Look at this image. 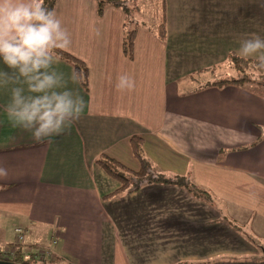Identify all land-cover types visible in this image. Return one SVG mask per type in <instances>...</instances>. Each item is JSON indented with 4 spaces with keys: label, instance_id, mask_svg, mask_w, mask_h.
Returning <instances> with one entry per match:
<instances>
[{
    "label": "crops",
    "instance_id": "obj_1",
    "mask_svg": "<svg viewBox=\"0 0 264 264\" xmlns=\"http://www.w3.org/2000/svg\"><path fill=\"white\" fill-rule=\"evenodd\" d=\"M100 1L58 0L54 7L71 33L67 51L89 68L86 90L71 81L70 62L54 65L86 102L70 131L36 142L11 126L4 112L10 91L0 89V167L8 171L0 177V256L13 257L20 244L26 256L43 246L50 255L39 260L51 264H264L240 226L264 236L257 127L264 125V96L235 84L205 86L224 77L207 79L217 69L202 71L231 51L242 55L244 39H264V0H163L166 39L158 36L161 15L152 29L136 26L133 59L123 50L129 16L108 0L100 13ZM0 70H8L2 60ZM125 74L135 81L131 90L116 87ZM132 136L145 138L156 171L187 176L217 205L162 182L107 197L120 182L96 160L107 153L140 169ZM18 226L29 230L22 243Z\"/></svg>",
    "mask_w": 264,
    "mask_h": 264
},
{
    "label": "clouds",
    "instance_id": "obj_2",
    "mask_svg": "<svg viewBox=\"0 0 264 264\" xmlns=\"http://www.w3.org/2000/svg\"><path fill=\"white\" fill-rule=\"evenodd\" d=\"M95 34L100 35L98 29ZM71 44V33L45 0H0V60L8 69L0 70V89L10 91L4 112L13 128L30 132L36 142H51L53 136L70 131L85 110L83 96L69 88V78L54 67L58 53ZM240 52L244 58L262 53L259 61L264 65L260 36L244 39ZM70 79L81 83L83 74L73 71ZM116 87L131 90L135 81L121 75ZM257 127L264 140V125ZM7 176V169L0 167V177Z\"/></svg>",
    "mask_w": 264,
    "mask_h": 264
},
{
    "label": "trees",
    "instance_id": "obj_3",
    "mask_svg": "<svg viewBox=\"0 0 264 264\" xmlns=\"http://www.w3.org/2000/svg\"><path fill=\"white\" fill-rule=\"evenodd\" d=\"M58 0H45V6L53 9ZM114 4L121 6L124 11L125 9L124 0H111ZM104 10V3L100 1L99 11L102 13ZM129 19L126 17L124 23V38H123V50L125 55L133 59L135 50V40L137 27L129 26ZM158 36L162 39H166V21H165V7L162 14V23L158 28ZM59 56L61 59L70 62L77 73L83 74V81L81 82L86 90H89V68L87 64L79 57L75 56L69 51H60ZM231 72L230 77H224L220 80L207 83L205 86H225L228 84L240 85L246 87L256 94H264V65H262L259 59L244 58L242 55L235 51L229 52L227 59L222 64L212 66L202 71H211L222 68ZM225 74V76H227ZM144 140L143 136H132L129 140L133 155L142 162V167L138 170L131 168L122 161L110 156L107 153H103L96 160V163L101 166L111 177L120 182V187L107 197L120 196L132 191L140 189L145 184H151L154 182H162L169 184H176L190 191L194 196L202 198L207 201H213L211 193L204 188H201L195 182L190 180L184 175H175L173 177L166 176L165 174L156 171L154 167L146 160L144 155ZM17 249L14 252L13 257L6 258L0 256L1 260H9L23 264L27 262V259H32L35 262H41L43 264H51L52 261L44 258L39 260L42 255L28 254L19 248L20 244L16 245Z\"/></svg>",
    "mask_w": 264,
    "mask_h": 264
},
{
    "label": "rangeland",
    "instance_id": "obj_4",
    "mask_svg": "<svg viewBox=\"0 0 264 264\" xmlns=\"http://www.w3.org/2000/svg\"><path fill=\"white\" fill-rule=\"evenodd\" d=\"M102 1V0H101ZM107 1V0H105ZM111 0H108V2H110ZM163 0H124V3L126 5H124L125 9L128 12V19H129V26L133 27V26H140V27H148L150 29H152L153 27H155V25L157 24L160 15L162 16V12H163ZM140 6V10L136 9V5ZM121 9H123L122 7H120ZM124 10V9H123ZM216 75L215 76H211L208 77L207 79H211L213 77V79H219L222 77H230V75H232L231 72H228L227 70V74H226V70L225 69H217L216 71ZM225 74L227 76H225ZM197 78H200L199 76H197ZM202 80H206V76L203 75L201 76ZM259 95H263L264 94H259ZM172 171H166L164 172L166 175H169V177H173L176 174H168L171 173ZM217 199V198H216ZM215 200V199H214ZM217 202L219 203V200L217 199ZM211 204H216L214 202H211ZM217 205V204H216ZM3 223H7V221H4ZM241 230L243 233L249 235L248 237L250 238V241L252 242V244L254 245L256 244V248L259 250L256 254L259 255L260 253L264 254V236L257 234L255 231H251V228L247 227L246 224H241ZM254 236V237H253ZM13 239V238H12ZM13 241V240H12ZM12 244H10V247H16L14 242H11ZM30 243L29 238H27L26 240V245H28ZM28 248V247H26ZM43 246H32L27 250V255L28 254H39L41 255V251H42ZM259 248H261L262 250H260ZM42 257V256H41ZM260 259H264V257H260ZM27 262L23 263V264H34L36 263L34 260L32 259H27ZM256 263L258 264L259 262L256 261Z\"/></svg>",
    "mask_w": 264,
    "mask_h": 264
},
{
    "label": "built area",
    "instance_id": "obj_5",
    "mask_svg": "<svg viewBox=\"0 0 264 264\" xmlns=\"http://www.w3.org/2000/svg\"><path fill=\"white\" fill-rule=\"evenodd\" d=\"M29 230L27 227L25 226H18L15 228V233H16V236L18 238V242L22 243L24 242L25 238H26V235L28 234ZM57 239L58 237L57 236H54L53 237V243H56L57 242ZM14 254V252L12 253ZM42 257H46L47 255H50V251H44L42 252Z\"/></svg>",
    "mask_w": 264,
    "mask_h": 264
},
{
    "label": "water",
    "instance_id": "obj_6",
    "mask_svg": "<svg viewBox=\"0 0 264 264\" xmlns=\"http://www.w3.org/2000/svg\"><path fill=\"white\" fill-rule=\"evenodd\" d=\"M0 264H20L18 262L9 261V260H1Z\"/></svg>",
    "mask_w": 264,
    "mask_h": 264
}]
</instances>
